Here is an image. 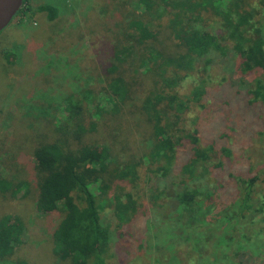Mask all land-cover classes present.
I'll list each match as a JSON object with an SVG mask.
<instances>
[{
  "label": "trees",
  "instance_id": "1",
  "mask_svg": "<svg viewBox=\"0 0 264 264\" xmlns=\"http://www.w3.org/2000/svg\"><path fill=\"white\" fill-rule=\"evenodd\" d=\"M119 1L118 16L109 17L114 21V38L99 70L103 101H93L95 94L88 88L79 100L74 94L64 98V115L46 120L50 135L36 132L35 144L27 153L29 160L19 168L20 177L0 176L2 198L29 195L37 214L59 215L51 233V252L57 264H112L116 258L117 264H148L151 256L142 251L146 228L139 207L144 194L140 182L151 185L157 178L164 186L192 183L173 194L180 212L194 214L197 209L218 206L232 197L231 189L220 198L195 183L210 177V165L223 170L231 149L222 142L223 133L202 136L200 113L216 101L229 105L221 99L233 80L245 86L249 105L258 104L264 110V40L256 29L259 9L251 0ZM27 2L22 0L21 5ZM37 10L44 11L48 20L56 16V8L47 3L39 4ZM101 10L106 16L110 9ZM205 20L217 25L214 31ZM228 59L232 67L227 70L236 77L225 72L213 82L217 77L211 78L212 66L219 67ZM257 70L259 75L248 77ZM217 89H221L220 96ZM85 99L91 100L92 109L83 103ZM95 117L106 129L112 127L113 139L130 129L138 132L148 142L147 150L138 159L118 160L106 144L91 137ZM258 119L264 123V115ZM122 141L126 145L127 140ZM23 156L20 150V162ZM254 163L228 173L226 179L236 184L237 195L230 200L239 212L254 206L252 187L259 174ZM209 180L218 189L223 187L222 178ZM165 191L166 187H156L149 194L158 201L165 199ZM209 209L213 216L218 214ZM104 210L107 218L102 215ZM21 233L18 216L0 215V259L13 253ZM196 233L202 249L209 238L202 235V241ZM128 237H134L136 244L126 255V246L119 243L123 239L131 244ZM162 242L172 246L165 247L168 251L163 255H153L152 264H186L187 258H194L190 242L177 245L172 239H160L157 247ZM201 263L207 264H197Z\"/></svg>",
  "mask_w": 264,
  "mask_h": 264
},
{
  "label": "rangeland",
  "instance_id": "2",
  "mask_svg": "<svg viewBox=\"0 0 264 264\" xmlns=\"http://www.w3.org/2000/svg\"><path fill=\"white\" fill-rule=\"evenodd\" d=\"M27 1L0 31V176L9 179L20 177L19 168L29 160L27 153L35 144L36 132L40 130L50 135L46 120L64 115V98L74 94L79 100L82 90L88 88L95 94L96 100L93 101H103L99 70L107 60L108 45L114 38V21H109V17H117L119 13L116 11L120 8L119 0ZM42 3L56 8V16L52 20L46 18L44 11L37 10ZM250 3L259 9L256 29L264 40V0H251ZM101 8L110 9L106 16ZM205 23L211 24L207 20ZM216 27L213 24L207 28L214 31ZM229 59L223 60L219 67L212 66L215 70L210 72L211 78L217 77L213 82L225 72L229 73V77H236L232 71H228L232 67ZM254 74L259 75L260 71H254L248 77ZM233 81L235 83L229 90L226 87L228 93L221 99L227 100L229 105L216 101L202 111L198 119L202 136L208 138L212 134L223 133L225 137L222 142L231 149V156L223 165V170L209 166L210 177L222 178L223 187L220 190V187L212 185L208 176L199 179L195 185L220 198L230 188V198L233 200L237 195L236 184L234 180L227 182L228 173L245 170L248 163L255 162L259 174L252 187L254 206L239 212L233 207L232 200L226 198L220 201L223 204L197 209L194 214L180 212L176 210L173 194L181 188H189L192 183L164 186L156 178L151 185H146L142 180L140 184L144 194L139 207L144 211L146 228L142 237L145 246L142 251H147L145 254L151 256L148 264H152L153 255H163L168 251L165 247L172 246L162 242L157 247L160 239L167 242L168 238L176 241L177 245L188 242L190 246L193 245L197 253L191 252L195 254L194 258L190 254L186 264L190 263V258L194 259L192 264L202 261L207 264H264V123L258 119L263 117L264 110L258 104L249 105L245 86ZM220 92L221 89H217V96H220ZM83 103L89 110L93 108L90 99H85ZM110 104L111 101L107 106ZM94 120L96 124L91 137L100 144H106L118 160L138 159L147 150L148 142L133 129L113 139L110 136L114 132L112 127L106 129L99 124L97 117ZM43 121L44 126H39ZM122 139L127 142L126 145L120 142ZM20 150L24 155L21 162ZM173 177L176 178L175 175ZM156 187H166L165 199H152L149 193ZM225 204L230 207L225 208ZM33 205L29 195L15 199L0 196V215H16L22 223L21 242L14 247L10 256L0 259V264H19L20 261L27 264H57L51 252V233L59 215L37 214ZM209 208L218 214L213 216ZM102 215L107 218V210ZM196 232L202 241L203 236L209 238L204 241L202 249ZM128 240L132 243L123 239L119 243L126 246V255L129 247L136 244L134 237H128ZM115 260L112 264L119 262Z\"/></svg>",
  "mask_w": 264,
  "mask_h": 264
},
{
  "label": "water",
  "instance_id": "3",
  "mask_svg": "<svg viewBox=\"0 0 264 264\" xmlns=\"http://www.w3.org/2000/svg\"><path fill=\"white\" fill-rule=\"evenodd\" d=\"M22 0H0V31L9 23Z\"/></svg>",
  "mask_w": 264,
  "mask_h": 264
}]
</instances>
